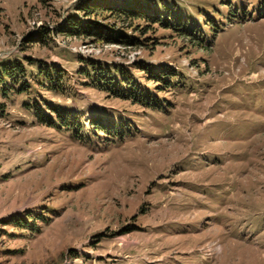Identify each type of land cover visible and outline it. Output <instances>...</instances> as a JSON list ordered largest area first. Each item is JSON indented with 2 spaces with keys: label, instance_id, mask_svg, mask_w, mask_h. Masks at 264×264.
Returning <instances> with one entry per match:
<instances>
[{
  "label": "rangeland",
  "instance_id": "obj_1",
  "mask_svg": "<svg viewBox=\"0 0 264 264\" xmlns=\"http://www.w3.org/2000/svg\"><path fill=\"white\" fill-rule=\"evenodd\" d=\"M87 1L0 0V70H24L0 81V264H264V0H147L175 30L154 26L145 49L66 33ZM88 61L157 107L115 98L78 73ZM137 64L173 84L156 95ZM53 69L60 92L38 82ZM47 105L77 137L38 121ZM28 212L26 229L5 223Z\"/></svg>",
  "mask_w": 264,
  "mask_h": 264
},
{
  "label": "trees",
  "instance_id": "obj_2",
  "mask_svg": "<svg viewBox=\"0 0 264 264\" xmlns=\"http://www.w3.org/2000/svg\"><path fill=\"white\" fill-rule=\"evenodd\" d=\"M78 9L82 11V18L68 20L65 32L76 36L82 35L92 37L95 41H104L108 43L121 42L127 43L133 47L145 49L146 47H149L148 45H153V42L150 40L154 38H151L152 36L149 35L154 32L152 29H156L154 26L167 30L174 29L172 21L170 20L172 17L170 10L172 8L170 9V6L168 5L167 9L163 8L157 11L154 7L149 5L147 0H88L84 5L79 6ZM161 14H163V19L159 17ZM98 18L104 20H98ZM110 18L113 19V23L105 21ZM141 21L145 23V26L143 28H138L139 26L136 23ZM116 22L126 23L127 27L118 28L116 27ZM127 29L132 32V36H127ZM124 38L126 40H122ZM86 66L87 68L79 70L78 73H82L87 78H98L99 83L101 82L100 80H107V83L109 84H106V86L104 85V87H106L107 90L113 91V96L115 98L122 99V97H125V100H130L133 103H147L149 107H157V104L150 99L152 88L150 86L147 88L141 86L137 80H134L131 76L119 71L116 66L112 68L114 74L110 73V68L108 66H98L92 61H88ZM135 67H137L136 69L139 72L146 74V82H160L155 88H153L156 90V95L157 91L167 90L173 84V79L176 75L174 71L171 70V72H168L164 70L162 66H158L156 68L157 70L143 66L142 64H137ZM22 73H24V70L20 64L10 67L3 65L0 70V81L6 77L11 82L17 83L18 77H20ZM38 75L37 78H41V80H38L40 84L48 83L50 89L56 92H60V85L64 84V77L66 76V74L60 69H53V71L46 70L44 72L40 71ZM117 77L119 79H117ZM152 82L151 84H153ZM120 86L124 87L123 91H120ZM15 88V84H11L10 91ZM133 88L135 92H138V97L132 95ZM23 89L24 88H22L21 85L19 89L17 88V92L23 93ZM2 91V94L6 95L3 89ZM46 107L48 112L43 109L41 110L40 108H33V114L37 117L38 121L45 123L48 126H54L57 129L71 132L73 137H77L75 134L78 133L76 132L79 127L78 121L71 120L69 118V113L62 111L59 108L49 105ZM90 127L92 128V131L89 132L90 134L95 135V137L102 135L108 140L113 136L114 139L119 140L122 136L120 133L117 135L113 133L112 135L111 127L108 124L99 125V123H93ZM32 218H34V216L28 212L20 217H12L5 223L11 225L15 229H26V225L31 223L29 219ZM31 225H35V223L33 222ZM3 232L8 233L6 230H3Z\"/></svg>",
  "mask_w": 264,
  "mask_h": 264
}]
</instances>
